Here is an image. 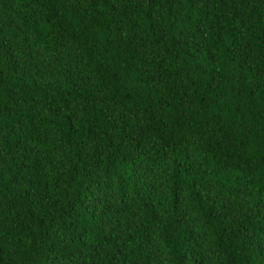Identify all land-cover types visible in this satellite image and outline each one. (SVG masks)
Wrapping results in <instances>:
<instances>
[{"label": "trees", "instance_id": "obj_1", "mask_svg": "<svg viewBox=\"0 0 264 264\" xmlns=\"http://www.w3.org/2000/svg\"><path fill=\"white\" fill-rule=\"evenodd\" d=\"M0 264H264V0H0Z\"/></svg>", "mask_w": 264, "mask_h": 264}]
</instances>
